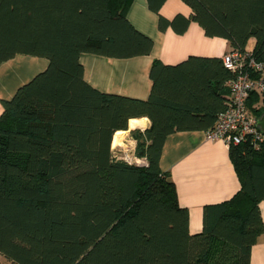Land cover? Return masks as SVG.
<instances>
[{"label":"trees","instance_id":"obj_1","mask_svg":"<svg viewBox=\"0 0 264 264\" xmlns=\"http://www.w3.org/2000/svg\"><path fill=\"white\" fill-rule=\"evenodd\" d=\"M166 0H147L158 28L182 33L190 21L209 37L264 63V0H182L191 14L169 20ZM132 0H0V64L17 54L43 57L46 69L2 100L0 255L13 264H248L264 234V143L228 147L240 182L227 201L206 205L202 230L161 171L165 138L212 129L226 107L232 73L220 57L153 61L148 98L103 93L83 77L81 53L110 58L148 54L150 37L126 18ZM264 94L251 92L256 117ZM138 166L116 159L111 141L134 118Z\"/></svg>","mask_w":264,"mask_h":264},{"label":"crops","instance_id":"obj_2","mask_svg":"<svg viewBox=\"0 0 264 264\" xmlns=\"http://www.w3.org/2000/svg\"><path fill=\"white\" fill-rule=\"evenodd\" d=\"M160 14L169 20L177 14L188 18L191 10L182 0H166ZM126 18L136 30L152 39L153 46L148 54L130 58L81 53L79 61L83 66L84 80L103 93L145 100L151 88L149 71L153 61L176 65L189 56L221 58L230 51L227 40L205 35L202 27L194 21H190L182 33L170 26L160 30L158 15L148 8L147 0H132L126 10ZM47 65L46 58L23 54L0 64V114L1 101L11 99L18 87L44 71ZM262 97L254 107H263L264 111ZM129 120L126 130H118L121 137L115 142L112 137L111 151L128 149L135 153L136 140L130 133L133 130L144 131L150 122L147 117L134 118L130 123ZM139 120L144 121L142 124L132 123ZM159 167L169 174L178 204L188 211L190 234L201 232L204 206L227 201L240 188L228 147L221 139H208L204 130L168 134ZM259 210L264 225V200L259 202ZM248 264H264V234L252 246Z\"/></svg>","mask_w":264,"mask_h":264},{"label":"built area","instance_id":"obj_3","mask_svg":"<svg viewBox=\"0 0 264 264\" xmlns=\"http://www.w3.org/2000/svg\"><path fill=\"white\" fill-rule=\"evenodd\" d=\"M226 69L232 73L227 82L226 107L217 115L214 127L206 131L208 139H221L227 147L249 142L254 147L264 143V133L256 126L257 117L247 107L251 92L264 94V63L257 61L251 49L244 52L230 50L221 57ZM116 159L143 166L145 158L125 150H114Z\"/></svg>","mask_w":264,"mask_h":264},{"label":"water","instance_id":"obj_4","mask_svg":"<svg viewBox=\"0 0 264 264\" xmlns=\"http://www.w3.org/2000/svg\"><path fill=\"white\" fill-rule=\"evenodd\" d=\"M256 126L259 131L264 133V111H262L257 117Z\"/></svg>","mask_w":264,"mask_h":264},{"label":"rangeland","instance_id":"obj_5","mask_svg":"<svg viewBox=\"0 0 264 264\" xmlns=\"http://www.w3.org/2000/svg\"><path fill=\"white\" fill-rule=\"evenodd\" d=\"M157 17V16H156ZM254 45H253V39H250L248 44H247V47L250 49L252 48ZM117 133V132H116ZM114 133V135L116 134ZM114 135H113V138H114ZM121 137V133H120V136ZM118 137V138H119ZM0 264H13L11 263L10 261H8L7 259H5L3 256L0 255Z\"/></svg>","mask_w":264,"mask_h":264},{"label":"bare ground","instance_id":"obj_6","mask_svg":"<svg viewBox=\"0 0 264 264\" xmlns=\"http://www.w3.org/2000/svg\"><path fill=\"white\" fill-rule=\"evenodd\" d=\"M143 121H144V120H139V121H134V122H132V123H133V124H142ZM119 136H120V133H119V132L116 133V134L114 135V138H113L114 141H113V142L117 141Z\"/></svg>","mask_w":264,"mask_h":264}]
</instances>
